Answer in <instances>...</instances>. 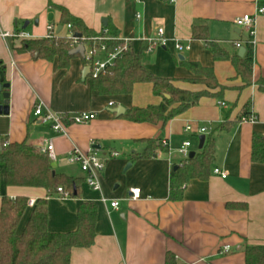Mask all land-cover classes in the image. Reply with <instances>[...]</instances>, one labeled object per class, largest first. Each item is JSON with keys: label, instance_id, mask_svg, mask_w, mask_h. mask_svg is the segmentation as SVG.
<instances>
[{"label": "crops", "instance_id": "0c3cea01", "mask_svg": "<svg viewBox=\"0 0 264 264\" xmlns=\"http://www.w3.org/2000/svg\"><path fill=\"white\" fill-rule=\"evenodd\" d=\"M260 5L264 6V0H0V62L10 87L9 114H0V137L39 148L51 141L57 156L55 171L80 179L68 199L58 194L48 199L50 232L75 231L80 206H97L94 244L74 248L70 264H166L168 254L179 264H246L245 247L264 246V154L260 162L252 157L254 137L264 144V16L256 17L253 37L235 24L245 14L255 15ZM57 6L96 33L113 27L118 39L130 41L136 53L146 49L142 59L146 70L171 80L176 88L196 93L206 90L197 82L202 77L186 66L191 62L211 68L222 92L202 97L196 106L165 124L125 119L129 109L162 103L151 83L135 84L129 95L102 96L92 88L90 74L83 80L88 67L83 56L71 55L68 67L62 68L58 58L47 60L20 50L25 39L1 36L23 33L29 39H45L48 26L55 27L59 37L68 36L70 30L62 25ZM194 27L230 55H238L240 48L252 43V83H244L231 61H216L207 42L193 37ZM159 28L165 31L167 45L147 51L146 39L156 37ZM175 40L190 49L177 51ZM209 91L216 94L220 88ZM40 104L44 111H88L96 118L84 125L67 122L66 134H61L35 121L34 110ZM119 106L125 110L123 115L110 112ZM251 115L256 117L254 122L242 120ZM203 128L206 132L202 134ZM210 134L216 157L209 177L191 180L182 200L172 201L171 172L183 161L178 149L189 141L190 153H197L199 137ZM147 141L156 142L158 148L152 157L143 158ZM165 144L172 150L170 156ZM74 149L92 150L104 161L101 191L86 184L78 163L70 164L69 153ZM214 169L226 172L227 177L214 174ZM4 181L2 172L0 207L3 196L47 197L43 189L7 187ZM134 188L141 191L136 200L131 199ZM102 196L109 199L108 204L99 201ZM110 201H118V208L112 209ZM31 212L28 208L20 232ZM225 247L230 250L226 252Z\"/></svg>", "mask_w": 264, "mask_h": 264}, {"label": "trees", "instance_id": "16d2710c", "mask_svg": "<svg viewBox=\"0 0 264 264\" xmlns=\"http://www.w3.org/2000/svg\"><path fill=\"white\" fill-rule=\"evenodd\" d=\"M167 1V0H160ZM60 12L62 25H70L71 32L81 34V38H103L97 45L105 44L108 52L122 46L123 41L118 39L116 29L106 27V31L96 33L88 28L84 22L71 15L64 7L57 6ZM193 37L207 42L216 61H231L241 79L246 85L252 83L254 64V51L252 43L244 45L245 53L242 57L237 54L230 55L216 43L210 42L206 32L193 28ZM85 43V42H84ZM72 43L65 39L49 41L47 39H25L20 50L37 53L39 57L47 60L58 58L59 65L66 68L69 65L73 50ZM87 44V43H85ZM90 44V43H89ZM125 51L115 64L109 67L105 75L92 79V88L100 95L123 96L132 93L134 85L138 83H151L153 93L163 99L157 106L147 108L129 109L123 117L133 123H166L181 113L196 106L202 97L219 96L223 87L218 83L213 70L201 66L199 63H186V66L202 79L197 82L205 85L206 90L190 92L176 88L169 79H162L151 74L143 65V51ZM84 59V58H83ZM85 62V59H84ZM86 63V62H85ZM5 66L0 62V78L5 80ZM264 90V78L261 80ZM220 91L212 94L209 90ZM176 105V107H174ZM245 116V115H244ZM229 124H227L228 126ZM226 126V125H225ZM225 126H222L225 128ZM226 126V127H227ZM203 148L195 153L193 158L183 160L171 172L170 199L180 201L188 183L193 179L206 180L210 175L211 165L215 156L213 136H207ZM0 137V175L4 174V183L7 187H23L43 189L46 196L36 200L35 206L28 218L26 228L19 230L21 221L28 209L30 199L26 196L9 198L3 196L0 207V264H70L71 252L74 248H89L94 244L96 232L97 206L83 204L77 214V229L69 233H53L48 230L49 198L57 195V189L62 187L69 195H74L79 180L55 171L53 162L39 147L22 143H6ZM252 157L254 161L263 159L264 144L262 139L254 137ZM154 141H147V147L141 155L149 158L158 148ZM246 264H264V246H247L244 250ZM166 264H179L173 255L168 254Z\"/></svg>", "mask_w": 264, "mask_h": 264}, {"label": "built area", "instance_id": "2783aa9c", "mask_svg": "<svg viewBox=\"0 0 264 264\" xmlns=\"http://www.w3.org/2000/svg\"><path fill=\"white\" fill-rule=\"evenodd\" d=\"M264 16V6L258 7L255 15L251 14H245L238 19L235 20V24L238 27L245 28L249 31L250 37H253L255 35V22L257 16ZM137 18H140V15H137ZM68 29L70 30V34L68 36L59 37L55 33V27L48 26L47 27V34L45 39L49 41H54L57 39H65L70 41L73 47H78L83 45L84 46V59L87 63L88 67L90 68V77L92 79H96L97 77L101 75H105L107 69L115 64V61H117V58H119L125 51L130 49V41L128 40H121L123 41V45L115 48L112 52H108L106 49L105 44L97 45V42H100L103 40V38H93V39H85V38H76L74 34L71 32V26L67 25ZM164 30L162 28H159L157 30L156 37L146 39L148 42V48L147 51H152L155 47L158 46H166L167 45V39L164 36ZM2 37H13L17 39H29L28 35H25L23 33H4L1 34ZM87 44H85V43ZM90 43V44H89ZM237 48L241 47V44L236 45ZM174 47L177 51L181 52L183 50H189V46H182V44L175 40ZM103 55L104 58H101L100 56ZM221 105H224V103H221ZM34 116L36 117L35 121H38L39 123L50 125L51 129L57 133L66 134V126L65 124L67 122H72L73 124H79L84 125L88 124L91 121H93L96 118V114L93 112H78L74 114H59V113H53L50 110L44 111L43 106L40 104L35 107L34 110ZM243 121H250L254 122L256 120V117L254 115H251L248 118H243ZM186 130H191L190 126L186 127ZM200 133H205L206 129H200ZM7 142L4 144L6 145ZM168 155L170 156L172 154V150L170 149V146L165 144ZM191 146V142L186 141L182 144V146L178 149L179 154L182 156L183 160L188 159L190 155L189 148ZM41 151L46 154L49 159L53 162L56 160V152L54 145L51 141H48L45 143L42 147H40ZM113 157H118L119 154L112 153ZM70 164L71 163H78L81 167V170L86 174V184L94 191H101V183H100V174L103 171L105 163L104 161L96 154V152L90 150L89 153H83L79 149H74L69 153L68 158ZM213 173L216 175H219L222 178L227 177V173L220 171L219 169H214ZM131 193V199L136 200L139 199L141 196V191L139 188H134L130 190ZM57 194L62 199H68L70 197L69 193L66 192L62 187H59L57 189ZM103 204H108L109 199L102 196L99 200ZM36 200L30 199L28 203V208H33L35 206ZM110 207L112 209H117L119 206L118 201H110L109 203ZM226 252H228L230 249L229 247H225L224 249Z\"/></svg>", "mask_w": 264, "mask_h": 264}, {"label": "water", "instance_id": "95a60500", "mask_svg": "<svg viewBox=\"0 0 264 264\" xmlns=\"http://www.w3.org/2000/svg\"><path fill=\"white\" fill-rule=\"evenodd\" d=\"M103 25L105 26L106 25V21H103ZM76 38H81V34H75L74 35ZM241 50L238 51V55L240 57H242L245 53V48H240ZM70 55H81L84 57V46L81 45L75 49H73L70 53ZM90 74V68L89 67H86L82 73L83 75V80ZM4 81V78L1 77L0 78V114H4V115H8L9 114V97H10V94L9 92L7 91L9 87L8 84H4L3 83ZM111 113L113 114H116L117 116H121L124 114L125 110L123 107L119 106V107H116L114 109H111L110 110ZM206 136L205 135H201L199 137V146H198V149L201 150L203 148V144H204V141L205 140ZM191 156H189V158H193L195 156V152H191L190 153ZM177 167H175L176 169Z\"/></svg>", "mask_w": 264, "mask_h": 264}]
</instances>
